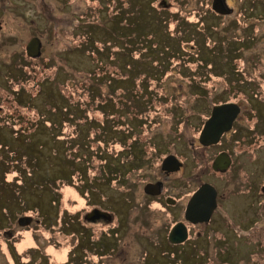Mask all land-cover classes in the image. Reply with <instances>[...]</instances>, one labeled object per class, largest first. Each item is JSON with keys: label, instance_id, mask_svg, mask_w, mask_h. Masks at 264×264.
I'll use <instances>...</instances> for the list:
<instances>
[{"label": "rangeland", "instance_id": "rangeland-1", "mask_svg": "<svg viewBox=\"0 0 264 264\" xmlns=\"http://www.w3.org/2000/svg\"><path fill=\"white\" fill-rule=\"evenodd\" d=\"M166 1L168 11L164 12L169 14L164 15L160 11L165 5L160 0H0V138L14 147L0 145V162L9 166L5 182L19 192L20 211L29 201L30 207L36 206L35 211L40 213L49 211L50 191L58 187L55 194L60 218L64 211L66 221L81 223L75 229L67 227L65 219L47 221L46 225L39 223V218L28 226L18 225L8 217L0 219V264H66L67 252L71 255L77 246L76 237L92 243L101 239V243L85 245L89 249L82 250L87 256L84 264L179 262L182 255L176 248L174 257L163 238L172 216L183 218L182 210L162 208L148 199L142 188L147 178L154 180L162 175L160 158L169 153H177L185 162L184 168L166 179L169 193L181 200V209L190 190L193 192L201 180H211L225 188L226 194L229 190L235 193L233 200L223 201L207 228H217L215 222L222 226L224 219L238 221L232 217L239 215L240 208L257 210L253 224L246 222L243 229L237 227L231 235L248 240L243 241L242 249L249 252L240 264H264V3L258 5L254 15L239 11L217 19L211 17L207 0ZM119 10L123 15L131 13L126 16L128 22L119 18ZM91 25L95 28L92 40L97 41L86 46ZM181 35L184 40L178 39ZM34 37L42 44L37 58L27 53V45ZM158 42L161 48L151 52ZM101 48L106 52L104 56L98 53ZM107 52L118 53L119 61L112 57L109 63ZM123 59L134 65L135 78L137 72L143 73L136 78V87L131 85V79L110 84L115 74L126 75L129 71L128 66L121 67ZM50 87L61 89L65 96L72 95L70 106L79 103L94 119H102L99 110L110 98L116 106L114 117H122L123 125H117L118 129L125 133L132 128L131 117L137 114L142 120L136 121L137 136L148 151L144 161L133 165L127 161L131 159L128 146L134 137L125 140L117 136L106 143L89 145L85 131L76 126L83 124L82 120L65 122L61 130L52 127L45 121L50 112L46 105ZM221 101L235 102L243 108L237 125L242 127L239 135H227L220 146L230 148L237 161L226 173L213 172L211 160L207 159L209 153L199 137L200 129L212 116V107ZM61 118L60 115L58 120ZM30 146L34 150L28 154L33 152L38 157L34 165L30 160L32 166L25 153L20 155L15 150L26 152ZM216 152H212L213 156ZM85 155L87 160L92 156L90 169L85 167V160L82 162ZM105 156L112 170L109 177L101 159ZM72 161L79 171L77 175L68 165ZM30 171L35 175L36 190L21 193L18 186L29 181ZM191 172H195L192 178L196 177L192 183ZM113 175L116 180H112ZM41 177L52 178L55 186L41 191ZM15 179L20 182L12 181ZM250 182L254 184L255 197L248 192ZM97 203L102 210L113 211L115 219L112 215L108 219H86L89 208ZM252 214L246 213L247 221ZM257 218L259 223H254ZM118 223L121 226L115 230L119 234L116 236ZM219 231L214 230L211 238L220 237ZM254 238H260L259 245L251 243Z\"/></svg>", "mask_w": 264, "mask_h": 264}, {"label": "flooded vegetation", "instance_id": "flooded-vegetation-1", "mask_svg": "<svg viewBox=\"0 0 264 264\" xmlns=\"http://www.w3.org/2000/svg\"><path fill=\"white\" fill-rule=\"evenodd\" d=\"M160 1H163V3L161 5H165V7L163 9H161V11H160V12H163L164 10H167L166 6H167L168 2L166 0H160ZM260 3H264V0H207V4L210 7L209 13L211 14V17H215L217 19H223L226 17L233 16L234 14H237L239 11H242L241 13L248 12L247 14H253L254 15L257 13V7H258V5H260ZM239 5L243 6V8L236 7ZM156 10L159 11L158 8H156ZM0 24L2 26L1 22H0ZM207 27H209V26H207L205 24L206 29H207ZM35 58H37V57H35ZM225 103H235V102L221 101L220 103L215 104L212 107V109L217 105H222ZM235 104H237V103H235ZM237 105L239 106L240 111L237 114L236 118L233 120L231 127L228 130L223 132L219 141L215 142V143L207 144V145L201 143V145H203V147H204V150H207V153H209V154H207V159H209V161L211 160L210 167L213 170V172L226 173L237 162L236 158H235V156H234V154L230 148L227 149L225 147L224 148L220 147L224 143L223 140H225V137L227 135L228 136L230 135L232 137V136H234V134L235 135L237 134V136H238L239 135L238 132L242 128V127H238L237 125L239 122L238 121L239 116L241 115L243 108H242V105H240V104H237ZM212 109H211V113H212ZM206 122L204 124H206ZM203 129H204V127H202V129H200L201 130L200 131L201 133L199 136L200 140H201V135H202ZM253 129H255V127H253ZM252 134L254 135L255 133H252ZM245 135L246 134H242V137H245ZM239 138H240V136H239ZM131 144H132V141H131L130 145ZM139 144H141V143H139ZM136 148H138L139 150L137 151ZM214 150H217V152L213 156L212 152ZM136 151L138 154H140V156L135 153ZM140 151H141L140 147L136 146L134 149L135 155H137L138 157H141V155L143 154V161H144V159L147 157L146 152H148V151L146 149H145V151L143 149L142 153ZM128 152L130 153V151H128ZM170 155L176 156L178 158V160L182 163V165L178 170H171L168 172L167 170L163 169V162ZM219 156L224 157V159L220 163H217L216 160ZM226 157H227V159L230 160L229 162L225 161ZM131 160H132V158H131ZM135 162H138V161L135 160ZM135 162L131 163V165L135 164ZM160 162H161L160 166H161V174L162 175L160 174L161 176H159V178L154 179V180L151 179L150 177L147 178L146 180H144L142 188H143V192H144L145 196L148 199H151L153 201L158 202L160 205H162L161 206L162 208H166L169 211H172L169 208H173L175 210H180V212L182 210V215H183L182 217L183 218L182 219L181 218L176 219L175 216L173 215L172 221L168 224V226L166 228V230H167L166 231V239L163 238V240L168 242V244L171 246V248L174 252V255H173L174 257L177 256V253L175 252L176 248L180 252V255H182V257H183L182 259L179 258V262L173 263V264H187V263L188 264H200V263L240 264L241 261H243L245 258H247V253L249 251L247 249L243 250L242 248H243V241L246 242L248 240L245 238L242 240V236H240V235H239L240 237H234V235L233 236L231 235V232H233L232 230L237 229V227L243 229L244 227L242 224H244L246 222L253 224V220H254L255 216L257 215L256 214L257 210L256 211L253 210L252 212L249 210H245L246 211L245 212V211H243V208H240V209H242V211L239 212V215H233V217H232V218L235 217V219L238 221H234V219H231V222H230V221H227L226 219H224L223 221L226 223H222V226H220L219 222H215V224L218 225L217 228H213V229L207 228V226L213 224L212 222H214V221H212V220L219 213L223 201L227 200L228 198H230V200H233L235 197V193L232 190H229V188H228L230 193L226 194V192H228V191L225 188H222V187L220 188L219 186L214 184L211 180H208V181L207 180H204V181L201 180L202 183L201 184L198 183L196 185V187L193 188L194 189L193 192H192V189L190 190V192L188 193V198H186V201L183 203V207L181 209L180 205H182V202H181V200H179L178 196L169 193V183H167L166 179H168L170 177V175L177 173L182 168H184L185 162L182 160L181 156L178 155L177 153H169V154L163 155L162 158H160ZM138 163H140V162H138ZM225 166H227V167L225 168ZM133 168H135V167H133ZM77 172L79 173V171H77ZM192 175L194 176L195 172L193 174L191 172V174H190V183H192V180L196 179V177L192 178ZM197 178H198V176H197ZM149 184H152V187H151L152 190L151 191H148L146 189ZM205 184H209V185L213 186L215 189V193H214V194H216V202L214 204L215 206L213 208V211L211 213V217H210L209 221L193 222L192 219L187 218L188 205H189V203L192 202V198L194 197V195ZM248 185H249V187H251V189L248 190L250 196L255 197L253 195L255 193V190H253L254 184L252 182H250ZM241 187H242V185H241ZM223 189H225V190H223ZM261 190H262V188H261ZM17 193L19 194L18 191H17ZM209 198L212 200V195L209 196ZM4 201H5V199H4ZM0 202H2L1 199H0ZM8 204H9V202H8ZM9 205H10L9 207H3L2 209H0L1 221L4 220V217H8L12 221L13 220L16 221L17 224L21 225V226H28V225L32 224L33 222L39 220V218H40L39 223L46 224V222H47V220H45L43 218V216L42 217L37 216L36 213L34 212L35 210H29L28 209V210L20 211L22 209L20 207V203L13 202L12 204H9ZM89 209H90V210H88L89 212L86 213V219H88V220L89 219L93 220V219H98V218L108 219L109 217H111V215L115 219V213H113V211L104 210V209L102 210L100 208V204H98V203L95 205H92V207ZM244 209H245V207H244ZM95 210H99V211H97L96 214L91 215L90 213L95 211ZM235 210H237V208ZM5 211L8 212L7 215L5 214ZM31 211H33V212H31ZM101 211L103 213H101ZM246 213H253L252 217L249 218L248 221L246 220ZM23 217H27V218L30 217L31 218V220L29 221V223L27 225L21 224L20 219ZM244 218H245V221H244ZM10 219H9V221H11ZM258 219L259 218H257V220H255L254 223H259ZM178 224H183V226H185V228L183 231L177 232L178 238L172 239V237H171L172 232H173L174 228L176 227V225H178ZM225 225H226V227L229 226L228 228H230V229L228 230V228H225ZM66 226L70 227L69 225H66ZM83 226H85V225H83ZM120 226L121 225L118 223L117 227H115V229H114V233H115V230L120 229ZM9 228L11 229V227H8V229ZM84 228L88 229L89 231L91 230L90 227H87V226H85ZM218 228L220 230H223V231L216 230ZM196 229H197V233H194V230H196ZM25 230H27V229H25ZM214 230H215V233H218L217 231L221 232V236L211 238V236H212L211 234ZM14 231H16V228H14ZM183 232H186V238L180 239ZM94 234L95 233H93L91 235V237H89V239L91 238V240H93ZM141 234H145V233H141ZM115 235L118 236L119 234L116 232ZM76 239H78V243L76 245L79 246L81 239H79L78 237H76ZM83 240L86 241L85 239H83ZM160 241H162V240H160ZM259 241H260V238H254V239H252L251 243L254 242L253 244L259 245L258 244ZM98 242H101V239H99L98 241H95L94 243H98ZM157 242H159V241H157ZM114 243H115V241H114ZM240 245H242V247L238 248V246H240ZM77 246L71 255H70L69 251L67 252V259L65 260L66 264H74L75 262L78 264H84L83 260L87 259V256H84L83 251L88 250L89 248L85 247V245H83L81 248H79ZM114 246L116 247V243L114 244ZM249 255H252L251 252ZM92 256L96 257L95 254ZM178 257H180V256H178ZM250 258H253V257L250 256ZM71 259H73L75 262L74 261L70 262ZM97 259H99V257ZM246 261L248 262V260H246ZM252 263L253 262H248L247 264H252ZM85 264H89V263L86 261Z\"/></svg>", "mask_w": 264, "mask_h": 264}, {"label": "trees", "instance_id": "trees-1", "mask_svg": "<svg viewBox=\"0 0 264 264\" xmlns=\"http://www.w3.org/2000/svg\"><path fill=\"white\" fill-rule=\"evenodd\" d=\"M130 9H131V7H130ZM142 11H144V10L142 9L141 12ZM163 13H164V15L165 14H169L168 12L165 13L164 11H163ZM117 14H119V18H124V21L125 22H128V18L126 16H129L131 13H127L126 15L125 14L123 15V12L119 10ZM132 15H135V12H133ZM88 27L90 29V35L85 39V45L86 46H88L89 44L92 45L93 43H95L97 41L95 39L92 40V35L94 34L93 31L95 29L94 28V25H91V26H88ZM180 29H183V28H180ZM181 32L184 33V34L186 33V32H183V30H181ZM133 33H135V32H133ZM178 39L184 40V37H182V35H181V36L178 37ZM158 44H159V46L156 45V47L154 48V50L153 49L152 50L150 49V51L152 52V51L159 50L161 48V44L159 42H158ZM141 45H144V43H141ZM165 47L168 50H170L171 52H174V48L171 45L166 44ZM93 50H95V49H93ZM97 50H98V53L101 56H104L106 54V52L104 53V51H103L104 48H101L100 50L97 49ZM147 50H149V48ZM86 51L91 54L90 49L88 47H86ZM123 51H124V49H123ZM170 51H167V53L169 54ZM93 52H95V51H93ZM131 54L133 56V52ZM108 55H109V61L111 60L112 57H114V58H117L118 57L117 58V61H119V59H120L119 56H118V53L109 52V54H108V52H107V56ZM112 62L113 61H110L109 63H112ZM132 65L129 64V63H127V62H125L124 59H123V62H122L121 67L128 66L129 67V71L127 72L126 75L120 74L118 76V74H115L114 77L110 80V84H116V83L123 82V81L125 82L126 79H131V83H132L131 85L132 86H135L137 84L136 83L137 82L136 81L137 80L136 78H138L139 76L142 77L143 76V73L142 72H137V75H136V78H135L133 76L135 73L134 74L132 73V69L134 68V65L133 66ZM20 78H21V76H19V79ZM143 78H145V77H143ZM118 86H121V83ZM135 87H134V89H135ZM52 88H54V87H52ZM52 88L50 87V92L47 93V103H46V105L48 104L47 105V108L49 109L50 112L48 114V119L45 120L47 122L49 121L51 123V126L52 127L53 126H56V129L61 130L63 128V124L65 122H70V121L75 122V121H78V120H82L83 121V124H80V123L77 124L76 123L77 124L76 126L80 130L85 131L86 136L89 137V145L97 144L100 141H103V142L106 143V141L109 138L115 139L117 136H121L125 140H127V138H129V137H131V138L134 137V139L131 140L132 141V144L131 145L129 144V146H128V151H130V156H131L132 160L129 159L127 161H129V165L131 163L135 162V160L138 161V162H142L143 161V154L141 155V157H138L134 153V149H135V147L137 145L140 146V150H141L140 152L141 153L143 152V149L145 151V144H143V142H141V138L137 136L138 134L136 132V128L138 127V122H136V121L139 120L137 114H135V115H133L131 117V119H130V122H131L130 123V126L132 128L130 129L129 132H126L125 133V131H122V130L118 129V126L117 125H123V123H122L123 121H121L122 120L121 119L122 117H120V116L114 117V114L116 113V111L113 110V106H114L113 104H114V102L112 104V102H111L112 100L110 98L107 99V101L101 105V108H103V109H100L99 110V111H101L102 119H98V118H95L94 119V118H89L88 117V112H86V108H81L79 103L76 104V105L74 104L72 107L70 106V102H71L70 100H71L72 95L65 96V94H63V92H62L61 89H57L55 87L57 90H52ZM133 100H135V99H133ZM102 102H104V101H102ZM111 107H112V109H111ZM115 107L116 106H114V108ZM104 112L107 113L106 116L104 115ZM139 114H141V113H139ZM60 115L62 117L61 118V121L58 120V118H59ZM135 116L137 117V119L135 118ZM126 119H128L127 116L125 118V121H126ZM132 121H134V123ZM139 121H142V120H139ZM37 126L38 125H36L35 127H33L35 129V131L37 130L36 128H38ZM131 131H132V133H131ZM6 143L7 142L3 141V139L0 138V145L1 146L6 147L8 149L9 148H11V149L14 148L12 142L9 141L7 144ZM139 143H141L142 146ZM79 148H80V146H79ZM32 149L34 150V147H31L30 146V148L28 150H26L27 153L25 152V150L20 151L19 149H15L16 150V153H18L20 155H22V153H25L24 155L27 156V157H29L28 158L29 162L26 161V160H23L24 162H28V165L29 166L34 165L38 161V159H36L38 157L35 155V153L32 152L31 154H28L30 152L29 150H32ZM86 155H85V158H82V162L85 160L86 161V162L84 161L85 162L84 163L85 167H87L88 169H90L89 163H90V160L92 159V156H91L90 159L88 158V160H87V156L89 154L87 156ZM104 155H105V151H104ZM97 156L99 157L98 154H97ZM117 156H119V153L117 154ZM101 159L105 161V164H106L105 166L109 167V160L107 159V157L105 156V157H103ZM12 160H16V159L14 158ZM30 160L32 162V165H31ZM14 162H16V161H14ZM73 164H74L73 161L70 164L68 163V165H70L72 167V169H73L72 170V173L73 174L75 173L77 175L78 174V172H77L78 169ZM8 167L9 166H8L7 163L5 164L3 161L0 162V199L2 201V202H0V208L1 209L3 207H9L10 206L9 204H12L13 202L20 203L19 196H18L17 191L11 190L9 188L8 184L5 182L6 175L8 173V171H7V168ZM107 167H106L107 176L108 177L109 176H112V170H111V168L109 167L107 169ZM29 176L30 177L27 178L29 180L28 182L26 180L24 182L22 181L20 183V185L18 186V188L20 190H22L21 193L24 192V190H26V191L29 190L32 193H34V191L36 190V187H35L36 185L33 184L34 179H35V175L33 174V172L31 173V171H30ZM36 177H37V175H36ZM113 179L116 180V178H115L114 175L112 177V180ZM12 181H16L15 183L20 182L18 179H15V180H12ZM39 181H40L41 185H38V186H39V188L42 189L41 191H43V189L46 190L49 185L52 186V184H53L55 186V182H54V180L52 178L41 177ZM57 189H58V187H55L52 191H50L51 196H50L49 206H48L49 211L43 210L41 213L39 211H34V212L35 213L37 212L36 213L37 216H40V217L43 216V218L45 220L49 221V222H56L57 223L58 220L60 221V220L65 219V223L64 224L69 225V226H72L73 228L76 229L77 225H80L81 223L80 222H77V224L75 225L73 223H70L69 221H66V218L64 217L66 215V212L63 211L64 213L62 212L63 215L60 218L58 196L55 194V190H57ZM46 192H47V190H46ZM22 196H23V194H22ZM22 198H24V197H22ZM4 199H5V201H4ZM8 202H9V204H8ZM50 204L51 205L52 204H55V207H51ZM23 205L25 207L24 210H28V209L29 210H35V209H37L36 206H31L30 207L29 201H26V203H24ZM33 205H37V204L35 203ZM39 205H41V204H39ZM39 205H37V206H39ZM24 210H22V211H24ZM31 212H33V211H31ZM52 212H55V213H53L54 214L53 215L54 217H51L50 216V214ZM62 217H64V218H62ZM83 229L85 230L84 227H83ZM98 243H101V242H98ZM83 245H94V242L92 243L91 241H84L82 239V240H80L79 246H77V247L81 248ZM73 261L74 260L71 259L70 262H73ZM74 264H78V263L75 262Z\"/></svg>", "mask_w": 264, "mask_h": 264}, {"label": "water", "instance_id": "water-1", "mask_svg": "<svg viewBox=\"0 0 264 264\" xmlns=\"http://www.w3.org/2000/svg\"><path fill=\"white\" fill-rule=\"evenodd\" d=\"M41 45V40L38 37L32 38L27 45L28 55L32 57L39 56L41 54ZM239 111L240 108L235 103H225L215 106L211 118L206 122L202 131L201 142L206 145L218 142L223 132L231 127ZM223 159L224 157L219 156L216 162L220 163ZM225 161L229 162L230 160L226 157ZM181 165L182 163L176 156L170 155L164 160L163 169L169 172L171 170H178ZM226 167L227 166H225V168ZM151 187L152 184H149L146 189L151 191ZM214 193L215 189L213 186L209 184L203 185L192 198V202L188 205L187 218L192 219L193 222L209 221L216 202V194ZM211 195L212 200L209 198ZM97 211L99 210H95L90 214H96ZM101 213L103 212L101 211ZM30 220V217H23L20 219V222L22 225H27ZM184 228L185 226H183V224L176 225L171 235L172 239L178 238L177 232L183 231ZM182 235L180 239L186 238V232H183Z\"/></svg>", "mask_w": 264, "mask_h": 264}]
</instances>
